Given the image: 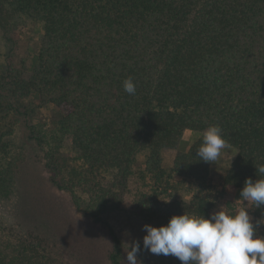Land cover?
Returning <instances> with one entry per match:
<instances>
[{
	"label": "trees",
	"instance_id": "1",
	"mask_svg": "<svg viewBox=\"0 0 264 264\" xmlns=\"http://www.w3.org/2000/svg\"><path fill=\"white\" fill-rule=\"evenodd\" d=\"M27 21L40 25L38 48L30 59L15 64L8 54L0 63V122H22L51 183L78 212L100 221L126 210L160 225L183 212L250 206L226 193L261 178L255 167L264 164V0H0L5 41L16 44ZM129 77L135 95L123 89ZM48 106L46 129L37 115ZM213 124L236 150L215 192L211 163L196 157ZM186 129L201 135L178 149ZM66 138L78 161L60 165L58 140ZM166 148L176 150L173 174L162 167ZM139 151L144 163L135 170ZM17 167L0 150V200L15 192ZM250 214L262 219L264 207ZM108 259L122 264L116 237ZM138 260L181 264L143 250ZM0 264L72 263L44 234L0 216Z\"/></svg>",
	"mask_w": 264,
	"mask_h": 264
},
{
	"label": "rangeland",
	"instance_id": "2",
	"mask_svg": "<svg viewBox=\"0 0 264 264\" xmlns=\"http://www.w3.org/2000/svg\"><path fill=\"white\" fill-rule=\"evenodd\" d=\"M18 33L17 43L12 46L5 41L0 31V63L6 60L8 54H11L10 59L15 64L20 58L28 56L30 59L35 54L41 34L40 25L27 21L22 24ZM51 113V106L38 111V122L46 129L51 127ZM12 123L8 119L0 122V150L9 158L16 157L18 164L15 192L7 200H0L2 219L7 224H16L24 230L33 228L44 234L72 264H111L108 251L112 247L113 238L116 237L121 245V262L126 264L125 243L133 238L139 239L142 235L139 218L126 210L103 214L100 221L82 215L72 205L69 194L51 183V170L45 166L43 151L29 138L22 122L15 123L12 120ZM200 135L199 131L184 130V143L178 149L186 147ZM58 141V164L77 163L78 155L69 138ZM175 152L172 148L161 152L162 167L169 174H173L171 168ZM235 154L236 150L227 146L222 150L221 157L210 164L209 179L213 192L219 190L221 178ZM144 158L145 151H139L133 169L142 168ZM240 189H230L226 196L242 204L239 198Z\"/></svg>",
	"mask_w": 264,
	"mask_h": 264
},
{
	"label": "clouds",
	"instance_id": "3",
	"mask_svg": "<svg viewBox=\"0 0 264 264\" xmlns=\"http://www.w3.org/2000/svg\"><path fill=\"white\" fill-rule=\"evenodd\" d=\"M123 89L135 95L136 85L131 77L123 81ZM227 146L222 128L209 125L203 130L196 157L215 163ZM255 168L261 178L246 177L239 192L242 204L250 206H241L234 213L218 207L207 217L183 212L170 216L166 224L145 223L142 238L125 243L126 264H142L138 260L142 250L157 256H174L181 264H264V236L257 234L264 218L254 222L250 214V210L264 207V164Z\"/></svg>",
	"mask_w": 264,
	"mask_h": 264
}]
</instances>
